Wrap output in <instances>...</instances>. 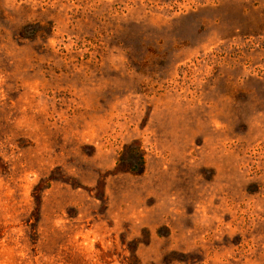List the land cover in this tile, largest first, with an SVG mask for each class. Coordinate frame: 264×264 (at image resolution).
I'll list each match as a JSON object with an SVG mask.
<instances>
[{
  "label": "rangeland",
  "instance_id": "rangeland-1",
  "mask_svg": "<svg viewBox=\"0 0 264 264\" xmlns=\"http://www.w3.org/2000/svg\"><path fill=\"white\" fill-rule=\"evenodd\" d=\"M0 264H264V0H0Z\"/></svg>",
  "mask_w": 264,
  "mask_h": 264
},
{
  "label": "trees",
  "instance_id": "trees-1",
  "mask_svg": "<svg viewBox=\"0 0 264 264\" xmlns=\"http://www.w3.org/2000/svg\"><path fill=\"white\" fill-rule=\"evenodd\" d=\"M143 165L144 161L140 147L137 144H124L117 159L118 169L138 174L143 170Z\"/></svg>",
  "mask_w": 264,
  "mask_h": 264
}]
</instances>
